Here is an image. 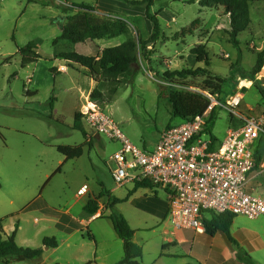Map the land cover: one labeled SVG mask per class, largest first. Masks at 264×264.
<instances>
[{
	"label": "rangeland",
	"instance_id": "obj_1",
	"mask_svg": "<svg viewBox=\"0 0 264 264\" xmlns=\"http://www.w3.org/2000/svg\"><path fill=\"white\" fill-rule=\"evenodd\" d=\"M189 1H155L153 13L163 12L159 17L160 38L155 45L148 46L147 52L138 47V60L133 67L135 79L97 82L95 89L104 97L91 101V78L79 74L78 65H68L57 55L77 51L99 56L97 47L109 42H124L128 38L147 40L153 28L148 27L146 16L127 17L100 10L98 0H0V218L16 214L6 226V238L16 227H22L16 237L19 246L46 249L42 238H53L59 230L56 221L49 219H58L56 215L70 206L77 217L87 214L84 207L93 197L90 194L79 199L78 195L79 189L87 185L94 194H100L95 198L99 201L97 214L102 217L83 229L90 248L87 250L93 248L98 253L97 264H115L123 259L124 245L109 216L121 210L127 212L131 207L122 203L111 208L109 200L121 197L133 187L130 184L118 187L112 176L115 164L111 158L120 149V143L104 135L88 141L87 136L73 128L75 112L83 111L89 102L99 105L129 142L142 150L155 149L161 134L169 126L180 124V119L172 117L169 103V96L177 91L208 93L224 104L241 95L237 111L264 118V67L254 73L258 54L264 51V2L250 4L252 22L239 36L240 49H237L229 41L230 19L225 9L202 8L199 3L188 4ZM81 4L94 7L95 16L129 18V34L96 41L97 47L92 40L77 47L66 40L54 44L62 34V26L69 23L68 18L82 13L77 8ZM122 9L125 14L126 9ZM201 41L206 42L202 43L211 65H198L208 69L210 77L223 80L215 95L204 84L206 77L167 80L164 76L188 68L179 53ZM30 43L40 58L22 67L19 49ZM61 65H68L67 72H57ZM241 124L231 111L218 107L212 133L221 142L229 128ZM59 146H83V155L66 160L58 151ZM259 149L263 153L262 163L254 170L247 192L264 189V143H260ZM146 192L145 195H151ZM159 197L165 200L162 192ZM213 213L205 212V219L211 220ZM36 219L42 228L39 236H35ZM89 231L95 237L94 244L87 240ZM136 239L144 251L142 264L167 261L159 259L162 251L159 231L142 232ZM161 255L165 256L163 251Z\"/></svg>",
	"mask_w": 264,
	"mask_h": 264
},
{
	"label": "built area",
	"instance_id": "obj_2",
	"mask_svg": "<svg viewBox=\"0 0 264 264\" xmlns=\"http://www.w3.org/2000/svg\"><path fill=\"white\" fill-rule=\"evenodd\" d=\"M64 69H61L63 71ZM210 106L202 116L169 126L153 150H142L129 142L115 121L97 104L88 103L82 122L91 141L101 135L120 143L112 156V176L118 187L147 183L150 193L162 192L169 223L174 231L191 230L205 234V212L231 213L250 220L264 217V192H247L253 173L256 149L264 142V118L237 111L242 96L228 104L211 94H203ZM225 108L241 121L229 129L221 142L207 132L212 111ZM85 128V129H86ZM88 186L78 192L85 195Z\"/></svg>",
	"mask_w": 264,
	"mask_h": 264
},
{
	"label": "trees",
	"instance_id": "obj_3",
	"mask_svg": "<svg viewBox=\"0 0 264 264\" xmlns=\"http://www.w3.org/2000/svg\"><path fill=\"white\" fill-rule=\"evenodd\" d=\"M131 6H140L145 8V15L153 24V31L147 40H134L128 38L119 46L105 48L99 57L87 56L77 52L61 53L57 55L58 59L74 63L86 71V74L91 77L96 83L104 81L121 82V79L129 78L135 79L133 71L134 65L137 63L138 47L142 51L147 52L149 45H155L159 40L161 34V24L159 20V13H153L152 8L156 0H120ZM196 2L202 8L223 7L225 13L230 19V29L228 31L229 41L237 49H240L239 36L246 32L251 25L250 4L253 2H264V0H190L188 4H195ZM82 13H78L68 18L69 23L62 26V34L54 41L66 40L72 44L85 43L87 40H102L106 38H116L126 36L130 31L129 18H111L104 16H95L93 12L96 10L85 4L77 6ZM84 12V13H83ZM198 21L193 24H197ZM33 43H30L25 48L19 49L22 55V67L36 62L40 55L32 50ZM190 54L197 56V64H204L206 67L211 65V60L206 49V45L202 42L195 44L190 49ZM264 67V51L258 54L254 73H259ZM167 80L173 79H188L206 77L205 85L211 88V92L215 95L220 91L222 79L210 77V71L204 67L190 68L185 67L181 70L167 72L165 75ZM125 82V81H124ZM132 82H127L129 84ZM104 94L99 89H94L90 94L91 101L102 99ZM169 103L171 106V114L173 118H178L181 121L191 120L197 116H202L210 106V100L207 99L200 92L177 91L169 96ZM218 108V107H217ZM215 108L210 114L207 123V132L215 141L217 138L213 135L212 130L216 120ZM82 113L78 111L74 117V129L80 130L84 136H87L86 129L82 122ZM58 151L63 154L67 160L75 159L83 155V146H59ZM256 164L254 170L260 167L262 163V156L258 149L255 151ZM147 183L136 184L132 191L128 193L125 199L112 198L109 200V207L113 208L117 204H122L140 189L151 188ZM152 194V193H151ZM153 196L158 197V192L154 191ZM84 211L90 215H96L99 211V201L97 198L90 199L84 207ZM8 217L0 218V264H12L14 261H41L44 253L43 248H29L21 247L16 242V235L18 227L11 236L6 238L4 225ZM236 215L231 213L215 214L213 213L211 220H204L206 226V233L214 236L217 232H223L228 240L232 243L233 239L230 228ZM112 221L114 230L118 237L122 240L124 245V257L115 264H142L143 248L134 242L133 238L135 230L132 229L125 216L121 213L112 214L109 216ZM75 229L80 228L75 225ZM46 248H57L58 241L55 237L45 238L43 241ZM165 249V246H163ZM88 264H97L89 262Z\"/></svg>",
	"mask_w": 264,
	"mask_h": 264
},
{
	"label": "crops",
	"instance_id": "obj_4",
	"mask_svg": "<svg viewBox=\"0 0 264 264\" xmlns=\"http://www.w3.org/2000/svg\"><path fill=\"white\" fill-rule=\"evenodd\" d=\"M97 7L100 10H108L121 16H146L145 8L130 6L128 7L117 0H98ZM122 7L126 9L125 14L122 11ZM159 13L160 17L163 13L162 10ZM146 20L148 27L152 29V22L147 18ZM206 27L209 28L208 26ZM102 40L111 39L106 38ZM102 40H87L86 42L91 41L92 44L97 47L98 43H96V41L99 42ZM201 42L206 43L204 41ZM122 43V41H117L115 43L109 42L106 46H98L97 49L101 53L105 48L119 46ZM83 44L84 43H79L75 45L77 47ZM191 48L192 47H189L186 51H182L181 53H179L180 57L184 56V60L182 61V63H186L191 68L200 67L197 64V56L190 54ZM90 55L93 54H89L88 56ZM93 56L99 57L98 54H94ZM227 56L229 55L227 54ZM70 64L71 62H68V65ZM68 65H61L60 69H58L57 72H67ZM61 69L64 70L61 71ZM78 72L79 74L89 76L86 74V71L83 68L79 67ZM89 78L91 77L89 76ZM90 80L91 92L97 87V83L92 79ZM87 97L88 95L85 96V99H87ZM229 129H234V127H231ZM260 153L261 155H263L261 149ZM253 173L250 175L249 183L250 181L252 182ZM132 190L133 188L129 189V192ZM115 191L116 189L112 190L111 194H114ZM146 191L147 190L145 189H140L136 193H134L128 199V201L124 203L125 205H129L131 208L127 212H125L124 210H121L120 212L125 216L132 229L135 230L133 240L138 245H141V242L136 239L138 234L142 232H160L162 236L161 248L165 256L161 255V251L159 259L164 258L167 260L163 264H264V217L250 220L244 216L238 215L234 219L230 228L231 235L235 240L234 243L230 242L226 235L220 231L217 232L214 236H210L208 233H205L203 235L197 234L196 232L191 230L174 231L169 223V218L167 215V205L165 200L160 199L159 194L158 197L153 196V194L147 196L145 195V193H147ZM250 191L251 193L259 194L264 192V189H254ZM129 192H126L121 197L117 198L125 199L128 196ZM90 194L93 199H95V197L98 195L94 194L88 187V191L85 195L78 194L79 199L88 195L90 196ZM71 211L72 206L67 208L65 211H60L58 215H56L58 219L52 218L48 220L56 221L57 227L59 228L58 234H55L54 236L58 241V247L44 249L41 261H28L27 264H88L89 262L98 261V253H96L93 248L91 251L87 250L90 248L89 243H87L86 238L83 234V229L86 225L92 224L94 221L101 219V213L96 215L85 214V216L77 217L73 215ZM9 221L10 218L6 220L4 225L5 234L6 226H8ZM36 222L37 225L35 226V236H39L42 228L40 227V225H38L40 223L38 219H36ZM75 225L79 226L80 228L75 229ZM21 228L22 227L18 228L17 234H19L18 231H22ZM86 237L87 240H89L88 242L93 244L95 243V237L92 235V231H89ZM43 239H45V236L44 238H42V244L44 241ZM163 246H165V250H163ZM38 248H40V246ZM24 261L25 260L14 261L12 264H18Z\"/></svg>",
	"mask_w": 264,
	"mask_h": 264
},
{
	"label": "bare ground",
	"instance_id": "obj_5",
	"mask_svg": "<svg viewBox=\"0 0 264 264\" xmlns=\"http://www.w3.org/2000/svg\"><path fill=\"white\" fill-rule=\"evenodd\" d=\"M248 85V84H247ZM89 104H90V102H89ZM88 106V105H87Z\"/></svg>",
	"mask_w": 264,
	"mask_h": 264
}]
</instances>
